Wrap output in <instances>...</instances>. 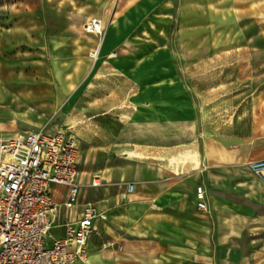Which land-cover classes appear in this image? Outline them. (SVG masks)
Wrapping results in <instances>:
<instances>
[{"label": "crops", "instance_id": "0c3cea01", "mask_svg": "<svg viewBox=\"0 0 264 264\" xmlns=\"http://www.w3.org/2000/svg\"><path fill=\"white\" fill-rule=\"evenodd\" d=\"M90 6L85 16L102 18L106 27L109 21L107 39L140 36L157 42V48L177 20L180 54L192 62L198 41L215 39V16L221 15L226 59L250 57L254 62L239 64L241 69L261 70L264 0H113L100 10ZM189 114L122 122L110 133L115 138L100 146L103 169L82 170L79 158L81 189L72 208L65 207L69 188L53 185L58 210L51 215L52 237L63 236L88 203L108 214L96 221L87 259L78 264H264V181L249 166L264 159V130L240 135L229 129L220 144ZM94 176L100 186L90 184ZM129 184L134 189L124 198ZM199 186L205 189V207ZM100 188L102 196L90 200Z\"/></svg>", "mask_w": 264, "mask_h": 264}, {"label": "rangeland", "instance_id": "374dc122", "mask_svg": "<svg viewBox=\"0 0 264 264\" xmlns=\"http://www.w3.org/2000/svg\"><path fill=\"white\" fill-rule=\"evenodd\" d=\"M109 1L0 0V136L71 131L81 143L82 170L98 171L106 164L101 144L128 120L190 113L220 144L229 129L240 135L264 130V54L256 73L239 65H250V57L226 59L221 15L215 16V39L198 41L193 62L180 54L177 20L159 48L140 36L107 39L108 21L103 54L93 61L89 51L97 40L84 30L85 13ZM209 48L215 52L206 53ZM112 51L118 57L111 58ZM102 192L94 190L90 200Z\"/></svg>", "mask_w": 264, "mask_h": 264}, {"label": "built area", "instance_id": "2783aa9c", "mask_svg": "<svg viewBox=\"0 0 264 264\" xmlns=\"http://www.w3.org/2000/svg\"><path fill=\"white\" fill-rule=\"evenodd\" d=\"M84 30L97 40L89 57L98 61L106 24L100 17H88ZM109 55L116 58L117 52ZM79 158V140L68 130L0 136V264H78L87 259L88 239L96 231V221L108 218L106 211L88 203L75 221L66 224L63 236L54 238L51 233V215L58 210L53 185L69 188L66 208L78 203ZM249 166L264 181V159ZM90 184L100 186L102 182L94 176ZM133 189L129 184L123 197ZM197 192L205 207L203 186Z\"/></svg>", "mask_w": 264, "mask_h": 264}, {"label": "bare ground", "instance_id": "6f19581e", "mask_svg": "<svg viewBox=\"0 0 264 264\" xmlns=\"http://www.w3.org/2000/svg\"><path fill=\"white\" fill-rule=\"evenodd\" d=\"M92 17V16H91ZM90 38V37H89ZM93 41H95L96 39H94V38H91ZM103 40H104V38H103Z\"/></svg>", "mask_w": 264, "mask_h": 264}]
</instances>
